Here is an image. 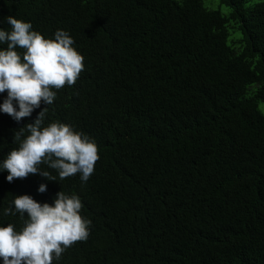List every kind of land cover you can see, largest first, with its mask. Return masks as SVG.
<instances>
[{"label": "trees", "instance_id": "trees-1", "mask_svg": "<svg viewBox=\"0 0 264 264\" xmlns=\"http://www.w3.org/2000/svg\"><path fill=\"white\" fill-rule=\"evenodd\" d=\"M219 2L227 15L200 0H0V29L13 16L46 39L65 31L84 64L51 105L0 112V163L44 108L43 126L70 125L99 156L86 182L0 171V227L22 228L27 214L3 212L16 196L63 191L91 223L53 264H264V0Z\"/></svg>", "mask_w": 264, "mask_h": 264}, {"label": "clouds", "instance_id": "clouds-1", "mask_svg": "<svg viewBox=\"0 0 264 264\" xmlns=\"http://www.w3.org/2000/svg\"><path fill=\"white\" fill-rule=\"evenodd\" d=\"M5 19L11 30L0 29V44H7L6 50H0V93L7 92L0 112L20 122L40 108L41 102L51 105L56 98L53 89L75 84L84 69L83 57L65 31L57 30L54 38L46 39L30 23L13 16ZM46 112L47 108L42 109L33 123L14 133L19 146L9 151L0 171H7L9 183L29 174L56 181V176L40 170L46 164L61 180L79 173L86 182L99 159L95 142L59 121L43 126ZM46 190L41 184L37 191ZM82 207L77 195L63 191L56 194L52 205L40 204L28 195L16 196L4 215H27L20 231L11 223L0 227V260L3 264H53L75 242L87 239L91 222L81 216Z\"/></svg>", "mask_w": 264, "mask_h": 264}, {"label": "rangeland", "instance_id": "rangeland-1", "mask_svg": "<svg viewBox=\"0 0 264 264\" xmlns=\"http://www.w3.org/2000/svg\"><path fill=\"white\" fill-rule=\"evenodd\" d=\"M178 1V0H177ZM202 5L209 9V10H214V11H218L221 15H227L229 12V8L226 7L223 4H220L219 0H200ZM240 38V33L238 30L235 31H229L228 37L226 39V44L227 45H231V42L236 41ZM236 47V45L234 46V48ZM254 90V86H250L243 97H249L251 94V91ZM256 110L264 115V103H258L256 105Z\"/></svg>", "mask_w": 264, "mask_h": 264}]
</instances>
